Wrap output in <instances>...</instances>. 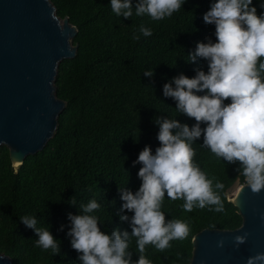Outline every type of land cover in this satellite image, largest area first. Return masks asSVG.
I'll return each instance as SVG.
<instances>
[{
	"label": "trees",
	"instance_id": "16d2710c",
	"mask_svg": "<svg viewBox=\"0 0 264 264\" xmlns=\"http://www.w3.org/2000/svg\"><path fill=\"white\" fill-rule=\"evenodd\" d=\"M50 1L56 15L67 17L75 26L71 42L77 49L73 58L58 63L55 94L65 105L44 148L28 155L14 170L8 147L0 146V254L9 256L12 264H81L68 235V214H81V205L92 199L101 205L90 213L99 218L101 231L111 234L118 228L131 237L133 213L121 210V193H135L140 187L142 164L136 161L145 146L153 154L160 146L157 120L176 119L189 128L196 123L177 111V102L164 95V85L175 87L173 78L180 74L191 78L197 70L207 72L208 61L199 56L191 61L189 54L195 53L199 42H216L215 25L203 19L214 0H185L178 12L160 21L147 15L117 17L110 0ZM132 2L135 10L137 0ZM252 4L257 15L264 13V0H252ZM141 25L153 34L143 36ZM134 35L140 38L135 40ZM149 69L153 75H144ZM192 147L194 163L212 181L223 210L215 211L220 205H206L187 212L183 200H170L165 193L161 205L165 221H184L191 231L187 239L170 241L163 252L146 246L144 255L152 264H190L197 232L210 225H215L211 229L231 230L242 223L238 208L226 201L232 197L226 194L225 198L224 190L236 177L243 184V166L215 156L204 146L203 135ZM218 183L223 187H217ZM72 197L75 204L70 202ZM33 215L37 227L47 228L59 242L58 254L37 246L34 229L20 219ZM121 215L129 219L122 221ZM129 243L135 262L140 255L136 238L131 237Z\"/></svg>",
	"mask_w": 264,
	"mask_h": 264
},
{
	"label": "clouds",
	"instance_id": "9594fccd",
	"mask_svg": "<svg viewBox=\"0 0 264 264\" xmlns=\"http://www.w3.org/2000/svg\"><path fill=\"white\" fill-rule=\"evenodd\" d=\"M184 3L185 0H137L133 10L132 0H110L117 17L147 15L154 21L171 17ZM203 19L215 25L216 42H199L189 59H206L208 71L197 70L191 78L180 74L173 78L175 87L171 83L164 85V95L177 102V111L196 123L189 128L176 119L157 120L160 146L155 154L145 146L136 161L142 164L138 171L140 187L135 193H121V210L133 213L131 237L136 238L139 258L135 262L131 259L128 231H101L99 218L90 215L101 205L92 199L81 205V214H68V235L72 248L80 253L81 264H152L144 255L146 246L153 245L163 252L170 247V241L187 239L191 231L188 223L165 221L161 211L165 193L170 200H183L187 212L206 205H220L215 211L223 210L219 196L212 190V181L194 163L196 151L192 144L202 135L204 146L215 156L241 163L253 193L264 189V13L257 15L252 0H214ZM139 31L145 37L153 34L143 25ZM144 75L152 76V69ZM226 100L230 103L226 104ZM217 187L223 185L218 183ZM70 202L75 204V197ZM20 219L34 229L39 237L37 246L51 249L53 254L60 252L59 242L47 228L37 227L34 215ZM120 219L129 217L121 215ZM235 241L237 245L244 243L246 235L236 236ZM246 264H264V253L249 256Z\"/></svg>",
	"mask_w": 264,
	"mask_h": 264
},
{
	"label": "water",
	"instance_id": "95a60500",
	"mask_svg": "<svg viewBox=\"0 0 264 264\" xmlns=\"http://www.w3.org/2000/svg\"><path fill=\"white\" fill-rule=\"evenodd\" d=\"M75 34V26L56 15L50 0H0V146L8 147L14 170L55 132L65 105L55 94V75L58 63L76 54ZM237 180L224 195L237 185L236 195L226 201L238 208L241 225L197 232L190 264H246L249 256L264 253V189L253 193ZM245 235L237 245L235 237ZM0 264L12 261L0 254Z\"/></svg>",
	"mask_w": 264,
	"mask_h": 264
},
{
	"label": "rangeland",
	"instance_id": "374dc122",
	"mask_svg": "<svg viewBox=\"0 0 264 264\" xmlns=\"http://www.w3.org/2000/svg\"><path fill=\"white\" fill-rule=\"evenodd\" d=\"M71 44H72V43H71ZM236 187H237V185L235 186V188H234L233 190H230V192H229L230 196H233V195L235 194V192H236Z\"/></svg>",
	"mask_w": 264,
	"mask_h": 264
},
{
	"label": "built area",
	"instance_id": "2783aa9c",
	"mask_svg": "<svg viewBox=\"0 0 264 264\" xmlns=\"http://www.w3.org/2000/svg\"><path fill=\"white\" fill-rule=\"evenodd\" d=\"M243 184H247V183H246V179H245V181L243 182Z\"/></svg>",
	"mask_w": 264,
	"mask_h": 264
},
{
	"label": "bare ground",
	"instance_id": "6f19581e",
	"mask_svg": "<svg viewBox=\"0 0 264 264\" xmlns=\"http://www.w3.org/2000/svg\"><path fill=\"white\" fill-rule=\"evenodd\" d=\"M234 195H236V193H235ZM233 198H234V197H233Z\"/></svg>",
	"mask_w": 264,
	"mask_h": 264
}]
</instances>
